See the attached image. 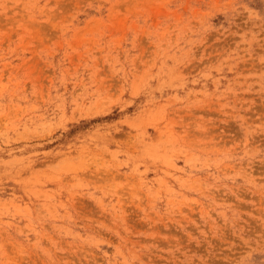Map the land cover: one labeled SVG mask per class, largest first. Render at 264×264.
<instances>
[{
	"label": "rangeland",
	"instance_id": "obj_1",
	"mask_svg": "<svg viewBox=\"0 0 264 264\" xmlns=\"http://www.w3.org/2000/svg\"><path fill=\"white\" fill-rule=\"evenodd\" d=\"M0 264H264V0H0Z\"/></svg>",
	"mask_w": 264,
	"mask_h": 264
}]
</instances>
